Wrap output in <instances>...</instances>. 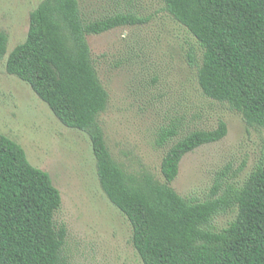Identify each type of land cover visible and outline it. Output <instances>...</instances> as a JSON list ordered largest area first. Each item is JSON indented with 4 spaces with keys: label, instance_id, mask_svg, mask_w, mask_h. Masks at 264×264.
Listing matches in <instances>:
<instances>
[{
    "label": "trees",
    "instance_id": "1",
    "mask_svg": "<svg viewBox=\"0 0 264 264\" xmlns=\"http://www.w3.org/2000/svg\"><path fill=\"white\" fill-rule=\"evenodd\" d=\"M162 1L198 44L200 64L190 59L203 94L264 131V0ZM147 21L131 11L93 19L80 0H43L30 14L25 42L9 54L6 71L28 84L63 125L89 135L101 187L130 222L144 264H264V163L241 183L222 185V173L204 201L186 199L171 187L186 155L227 136L225 122L188 133L176 124L162 129L157 145L169 146L163 182L149 173H128L106 145L99 117L109 95L88 37ZM8 43L0 29V62ZM61 206L50 175L0 134V264H69L67 228L55 220ZM232 211L236 218L226 228H213L217 216Z\"/></svg>",
    "mask_w": 264,
    "mask_h": 264
},
{
    "label": "rangeland",
    "instance_id": "2",
    "mask_svg": "<svg viewBox=\"0 0 264 264\" xmlns=\"http://www.w3.org/2000/svg\"><path fill=\"white\" fill-rule=\"evenodd\" d=\"M43 0H0V29L8 51L0 62V134L20 144L30 163L47 172L62 196L55 220L67 228L64 255L69 264H144L132 243V226L103 191L91 139L67 128L32 90L6 71L9 54L25 42L30 14ZM93 19L131 11L145 24L88 37L109 102L99 117L113 159L130 174L149 173L163 182L158 147L162 129L182 133L213 130L223 121L227 136L184 157L171 187L186 199H208L222 173V185L243 182L264 163V131L206 97L198 83L200 49L194 38L164 10L162 0H80ZM242 169V170H241ZM236 212L217 216L226 228Z\"/></svg>",
    "mask_w": 264,
    "mask_h": 264
}]
</instances>
